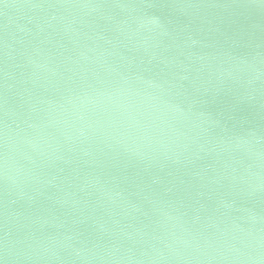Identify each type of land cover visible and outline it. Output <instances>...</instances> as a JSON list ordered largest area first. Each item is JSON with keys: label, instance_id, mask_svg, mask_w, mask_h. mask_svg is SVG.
Masks as SVG:
<instances>
[{"label": "water", "instance_id": "1", "mask_svg": "<svg viewBox=\"0 0 264 264\" xmlns=\"http://www.w3.org/2000/svg\"><path fill=\"white\" fill-rule=\"evenodd\" d=\"M0 264H264V0H0Z\"/></svg>", "mask_w": 264, "mask_h": 264}]
</instances>
